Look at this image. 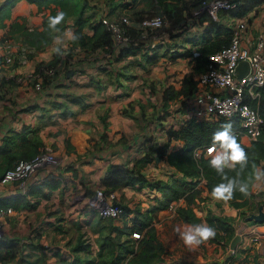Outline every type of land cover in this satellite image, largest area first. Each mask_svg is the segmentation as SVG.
<instances>
[{
	"label": "crops",
	"instance_id": "1",
	"mask_svg": "<svg viewBox=\"0 0 264 264\" xmlns=\"http://www.w3.org/2000/svg\"><path fill=\"white\" fill-rule=\"evenodd\" d=\"M49 10L50 7H38L37 3L30 0H16L10 14L0 19V35L9 33V36H17L19 31H16V26H19V23L24 19L32 28H42L43 16ZM16 40L23 41L22 39ZM2 43L3 41H0V53L2 52ZM178 50L180 51L181 47ZM167 54H169L168 58L166 57ZM167 54L159 55L155 61L142 60L147 74L152 73V76L157 77L163 76L164 80L166 78L164 84L157 80L151 81L150 86L152 88L156 86L162 89L168 84L178 87L182 77L191 73L192 68L183 67L179 61H176L179 56L183 55H178L173 59L171 53ZM52 56L53 53L52 55L49 53L45 58L39 52V54H31L24 62L13 64L3 62L0 64V173L4 168L12 165L16 159L32 155L44 144H50L58 156V162L55 165L41 168L30 177L25 193L19 192L16 182H3L0 180L1 203H7L11 199H18L19 203L23 202L20 207H14L13 213L6 216V218L11 215L15 216L10 222L5 221L7 226L5 235L11 239L20 238L21 234L24 233V229L27 230L31 225H43V227L45 223L53 225L56 221L54 218L58 217L54 211L55 208L67 201V194L72 189L76 193L83 194L91 188L92 183L103 186L101 181L110 161L125 164L129 170L137 169V166H135L136 159L143 154H138L139 143L145 139L140 133L125 137L124 133L117 132L112 139L111 136L114 131L112 123L104 125L96 123V115L90 111L94 101L91 100L88 104L84 101H73L78 105H82H79L76 109V107H68L67 99L66 101L58 100L60 96L59 85L66 79L75 78L76 76L82 79L88 77V75L93 78L94 73L97 72L96 68L99 66L103 68L110 66V68L107 67L109 72L115 75L116 70L113 67L117 69V61L109 63L105 60L104 62L101 61L100 65L98 61H85L80 66L83 69L66 74L67 77H61L56 84L43 83L41 87H36L31 78L32 71L38 62L47 61ZM184 56L188 57V55ZM164 66L166 67L165 73L160 70ZM159 70L160 72H158ZM196 74L193 75L196 76ZM129 92L134 98V92L131 90ZM69 101L72 100L69 99ZM135 108H137V105ZM118 112L123 119H126L125 122L135 119L132 117L133 115L129 117L128 112H123L122 108ZM111 114L113 113L111 112ZM178 114L179 112H174L170 115L175 120ZM139 119H142V117H139ZM94 123L102 133L95 136L96 138H91ZM157 128L160 129V127ZM158 131L162 133V130ZM162 138L161 135L159 138L157 136L152 138V140L163 143ZM239 138L243 142L250 141L246 134L239 135ZM172 140L174 141L172 143L175 144L174 147L182 143L179 139ZM95 141L97 143L91 145ZM172 143L170 141V148L173 145ZM149 162L141 166L140 171L151 177L150 172L146 171ZM161 163L165 165L163 169H160L161 173L170 171L173 168L164 159H161ZM135 184L138 183L122 182L115 187V190L120 199L129 192H134L136 196H141L143 193L149 196L151 206L145 208L153 207L151 224L155 226L157 238L162 241L164 247L160 254L165 249L167 252L162 259L159 260V257L153 264H255L256 261L264 262V221L246 219L247 214L244 216V222L241 223L242 226H240L243 233L245 232L243 235L233 214L234 231L239 233L241 237L231 253L228 252L229 242H226L224 238L209 239L194 249H189L183 240L179 238L180 248H174L178 244L177 237H175V235L178 236L175 231L177 226L208 225L205 218L208 209L215 213L228 212L227 207L223 211L220 210L219 201L212 197L203 180L198 182V185L202 188L201 195L203 198L198 199L197 204L194 205L196 213L201 216V220L195 224L177 215V205L186 204L183 197L177 199L175 207H170L168 204L159 206L161 197L159 191L149 185L140 188L135 187ZM85 199L79 206H77V203L74 204L77 206L76 210H74V213H70L69 216L80 217V220L84 219L83 206L81 207V205L86 201ZM166 226L172 227L171 231L174 234L170 237L162 232V228ZM250 241H258V243L255 247H252ZM178 249L180 250L178 251Z\"/></svg>",
	"mask_w": 264,
	"mask_h": 264
},
{
	"label": "trees",
	"instance_id": "2",
	"mask_svg": "<svg viewBox=\"0 0 264 264\" xmlns=\"http://www.w3.org/2000/svg\"><path fill=\"white\" fill-rule=\"evenodd\" d=\"M30 1L37 3L38 7H50L49 12L43 16L42 28L30 29L23 24H16L19 25L20 31L24 29L22 33L26 34L31 33L32 31L34 32V36H39L41 40L47 43L54 34V32L48 28V17L50 15L55 16L58 11L65 9L68 0ZM151 1L150 5L154 3L153 12H156V10L161 8L162 13L174 16L175 22L172 27H181L177 35L184 34L185 40L187 42L189 41L191 44L189 45V48L186 47V49L180 50L177 53L173 51L174 53H171V57L175 59L177 55H188L191 56L193 61L191 73L182 77L178 87L168 84L156 94L159 110L157 116L160 115L161 119L159 122H161L163 120L162 118L169 116L171 113L181 111L186 106L187 97L191 96L197 87V80L193 74L201 71L205 67L207 54L229 43L235 26L227 25L224 22V19L233 17V20H237L242 17L250 21L251 16L249 15V11L263 3L264 0H234L235 5L233 7L219 10L216 16L209 13L207 9H201L198 12H194L196 9H199L205 1L209 0ZM15 2L16 0H2L0 5V19L10 14V10ZM138 2L139 0L122 1L124 6L131 8L132 12L134 14H138V16L137 19H135L136 21L133 27H131L128 31L130 35L127 34V36L130 40H123L120 46L115 47L113 45V33L106 27L101 17L90 19L89 16L84 15L83 5L80 4L79 0H73L72 4L74 5V8L71 11H64L67 13L66 17L71 13L75 14L72 21L65 19V22L58 25V27L61 29H71L79 36V40L74 42L70 41L73 47L77 46L79 48L89 50L102 48L103 50L106 49L113 52L115 54V58L110 57V59L106 60V62L117 61L129 53H137L138 50H141L142 60L155 61L159 57L160 53H158L157 50L151 52L146 49L150 43H144V33L141 34L140 27L138 26V24L145 18L143 17V12L149 10V8L144 6L136 7ZM183 19L185 20V23H181V25L178 26L179 20L183 21ZM191 25H203L204 30L190 35L189 29ZM87 26H90V31L86 29ZM183 28L185 29L184 31ZM149 29L151 28H148V30ZM126 31L127 29L124 31L125 35ZM250 37H252V33L248 32L244 35L243 40L247 41ZM34 41V39H31L29 42L30 44L38 46L34 43ZM193 46H195V48L199 51L196 55H193ZM61 59L62 55H57L53 52L51 59L38 62L36 64L34 72L39 71L42 74V85L43 83L56 84L58 79H61V77H67L66 74L69 69L74 68L70 66L65 71V74H59L57 67L60 64ZM49 67H53L55 69L51 74L44 72V69ZM116 67L117 69H115V67H113V69L117 71L119 66ZM35 79V77H32L33 82ZM81 98V96L77 95L76 97H71L70 100L82 102L83 100ZM171 100L178 101V104L173 105V109L169 106ZM259 107L264 116V85L261 87ZM159 122H156L155 124L157 127H160L161 125V130H166L167 139L163 143L157 144H155L151 138L144 141L143 145L145 146V151L136 159L135 162L137 169L129 170L125 164L110 161L101 181L105 192L115 190V187L122 182L142 183L140 186L149 185L161 193L159 206H166L171 200H177L179 197H183L186 204L178 205L176 209L177 215L193 224L199 222L201 220V216L196 213L194 208V205L197 204V200L203 198L201 195L202 188L198 185V182L203 180L208 191L212 192L214 186L220 183H227V181L222 180L221 175H219L214 168L210 167L209 161L211 160V157L208 154H202L199 159H196L193 156V149L197 145L212 143L213 133L222 130L225 125L230 124L232 134L235 136L237 143H239L245 150L248 161L247 165L242 170L241 165L237 163L234 169H229L225 166L223 171L230 178L237 177V173L239 172L240 175L238 179L249 183L250 195L243 196L237 190L235 191L233 198L227 202L235 208H240L241 206L251 202V188L253 182L255 181L254 170L257 168L259 169V167H262V170H264V123L257 138L251 139L249 142H243L240 140L239 135L234 133V130L240 127L239 121L236 118L220 117L214 120L187 119L182 123L174 122L168 128L163 126V123L159 125ZM172 139L181 140V145L169 148L170 141ZM39 149L40 147L32 155H34ZM32 155L28 157H31ZM155 156L159 159L166 160L167 164L173 167L169 172H174L175 174L167 175L166 178H152L148 177L143 171H140L141 166L145 165L149 161H152ZM6 168H4V170ZM4 170L0 173V178ZM22 203H19L18 199H11L7 203L0 202V205L20 207ZM260 203L264 204V197L260 200ZM121 204L123 206V214L121 217H124L129 209H125L124 204ZM152 210L153 207H148L145 209L144 213L141 211V213H135L132 217V226L136 229L133 230L134 233H137L139 236L142 232V236L138 238L136 244L132 243L131 246L126 243L123 244V242L115 235L109 234L108 236L112 240L111 242L113 244L112 248L115 250V253H112V257L110 259H100L95 256L90 258L85 257L82 259L79 255L74 254L71 258H62L61 260L63 264H153L154 261L159 258V254L164 247L162 241L157 238L155 226L151 224ZM241 211V215L245 216V211ZM205 218L208 221V225L214 228L216 232L215 237L211 239L224 238L226 242H230L231 238L235 234L233 225L234 216L232 214H227L226 212L215 213L208 209ZM250 220L254 221V219ZM4 238L6 240L11 239L4 235L0 239V249L7 246L8 241L4 240ZM85 247L86 245L79 242L74 248V251L78 253L80 249ZM255 264H264V262L260 263L256 261Z\"/></svg>",
	"mask_w": 264,
	"mask_h": 264
},
{
	"label": "rangeland",
	"instance_id": "3",
	"mask_svg": "<svg viewBox=\"0 0 264 264\" xmlns=\"http://www.w3.org/2000/svg\"><path fill=\"white\" fill-rule=\"evenodd\" d=\"M79 1L80 4L83 5L84 15L89 16L90 19L98 18L101 17V15H104L108 19L120 21L122 27L125 30L127 29L126 35L124 33L122 34V36L114 37L113 45L115 47L120 46L123 42V39L130 40L127 34L130 35L128 31L131 27H133L138 14H134L131 8L124 6L122 4V1L124 0ZM151 2V0H139L136 6H144L149 8V10L143 12V17H148L151 14H155L160 15L162 18V22L156 27L143 26L141 25V23L138 24L141 34L144 33V43H150L149 46L146 47V49L151 52L157 50L160 55H165L167 53H172L173 51L177 53L180 47L181 50L186 49V47L189 48V45L191 44L189 41L187 42L185 40L184 34L177 35L181 27H172L173 23L175 22L174 16H169L165 13H162L161 8L159 10H156V12H153L154 3L150 5ZM72 3L73 0H68L66 3V8L62 10L67 12L71 11L74 8V5ZM74 15V13H71L65 19L68 21H72ZM249 15L251 16V20H246L248 23V29L245 32L252 33V39H255L257 34L261 31L262 26L264 25V2L250 10ZM123 18H127L128 22H123ZM224 22L227 25L235 26L236 19L233 20V17H229L228 19H225ZM181 23H185V20H179L178 26L181 25ZM19 24H24L30 29L35 28L29 26V24L26 23L25 19L22 20V22H20ZM148 28L151 29L148 30ZM86 29L90 31V26H87ZM17 30L19 31V34L17 36H9V33H2L4 35H0V41L2 42L5 39L10 38L14 41H16V39H24L23 41L30 43L29 41L31 39H34V43L38 46H36V51L31 54L35 55L41 52V55L46 58L49 53L51 55L53 53V37L56 35H61L65 29H61V33L54 32L52 38L47 43L41 40L39 36H34V32L32 31L31 33L26 34L22 33L24 29L20 31L19 26H16V31ZM184 30L185 29L183 28V31ZM203 30V25H191L189 34L193 35ZM66 47L67 52L62 55L61 62L57 67L59 74H65V71L70 66L74 68L69 69L67 71V74H71L76 70L80 71L81 69H83L80 68V66L84 64L85 61H98L100 65L101 61L104 62L105 60H109L110 57L115 58V54L113 52L106 49L103 50L102 48L97 50H89L85 48L82 49L77 46L73 47L70 41L67 42ZM31 54H29L28 57H30ZM166 57L168 58L169 54H167ZM176 61H179L183 67L193 68V61L191 59V56H179ZM117 66H119V68L116 71V75L109 72L110 66H106L104 68L99 66L96 68L97 72L94 73L93 78L88 75V77L82 79H80V77L78 76H76L75 78L66 79V81L60 83L59 85L60 96L58 95V100L66 101L67 99L68 107H76V109L80 104L78 105L73 101H69L71 97L80 95L82 97L81 99L84 102L87 101L86 104H88L91 100L94 101V104L92 105V108H90V111L96 115V123L98 125L112 123L114 129L111 136L112 139L117 132H122V134L124 133L125 137H128L129 135L131 136L134 133H140L142 137L145 138H143L144 140L139 143L138 146V154H142L145 151V146L143 145L144 141L150 138H156V136L159 138L161 135L163 137L162 140L165 141V139H167L166 130H162V133L158 131L162 129L160 125L161 123H163V126H165L166 128L170 127V125L174 123L171 115L162 118L163 120L159 122L161 118L160 115L157 116L159 110L157 107L156 94L160 92L161 88H157L156 86L155 88H152L150 86L151 81L156 80L164 84L166 78L164 80L163 76L157 77L154 75L152 76V73L147 74L146 67L142 63L141 50H138V52L135 54L129 53L118 59ZM165 69L166 67L164 66L160 70L161 72L165 73ZM160 70L158 72H160ZM191 71L192 70H190V72ZM130 90L134 92V98L131 96V94H129ZM174 104H178V101H170L169 106L171 109H173ZM136 105L137 108H135ZM121 108L123 112H128L129 117L130 115H133L132 117H134L135 119L133 121L127 120L125 122L126 119H123L118 112ZM111 112L113 114H111ZM139 117H142V119H139ZM156 122H159L158 124L160 125V129L157 128V125L155 124ZM93 128L94 129H92L91 138H96L95 136H98L102 132L98 129V126H95V123L93 124ZM147 136L150 137L147 138ZM153 142L155 144L158 143L155 140ZM172 142L174 141L171 140V143ZM96 143L97 141L92 142L91 145ZM174 146L175 144L172 145V147ZM147 165L148 170L146 171L150 172L149 175H151L152 178H166L167 175L175 174L174 172L170 173L169 171H164L163 173H161L160 169H163L165 165H163L161 163V159L157 158L156 156L153 158V161L149 162ZM259 169L262 170V167H259ZM141 184L142 183L135 184L134 186L141 188ZM96 187L102 186L96 183H92L91 188L86 190L83 194L78 192L76 193L74 189H72L67 194V201L55 208L54 211L56 212V215L58 217L54 218L56 221L53 225L48 223H45L44 227L43 225H31L30 228L27 227V230L26 228L24 229V233L21 234L20 238H13L10 240H6L4 238V240L8 242L6 247L0 249V264H63L61 260L62 258L68 259V257L71 258L74 254L79 255V257L82 259L85 257L90 258L92 256L100 259H110L112 257V253H115V250H113L112 248L113 244L111 242L112 240L108 236L109 234L115 235L117 238H119L120 241L123 242V244L126 243L130 246L132 243L136 244L138 238L142 236V232L139 236L137 234H134L133 230L136 229L132 226V217L135 213H141V211L144 213L146 209L145 207L151 206V203L148 199L149 196L144 193L141 194V196H136L134 192H129L128 194L123 195L120 199L117 195V200L122 202L125 206V209H129V211L126 215H124V217L110 218L102 216L96 210L87 207V200L93 195L94 189ZM263 197L264 179H262L261 181H256L255 179L251 188V202L241 206L240 208H235L233 207V205L228 204V202H225L223 200L218 201L221 206V211H223V209L227 207L228 212L226 213L232 215L234 214L235 219H237L236 224L239 223L238 228L242 231L243 229L240 226H242L241 223L244 222V216L241 215V210H244L245 214H248L252 211H257L260 200ZM84 199L86 200L84 207H82L84 219L80 220V217L76 218L69 216L70 213H74L76 207L79 206ZM75 203H77V206L74 205ZM14 217L15 216L11 215L10 217L6 218V221L10 222ZM171 228V226L163 227L162 232H165L167 236L170 237L172 234H174L171 231ZM5 232H7L6 223ZM243 234H245V232L243 233L242 231V235ZM175 237H177L178 244L175 245L174 248H180L179 237L177 235H175ZM79 242L86 245V247L80 249L77 253L74 251V248ZM250 242L252 244V247H255L258 243V241ZM168 250L172 251L171 249ZM179 250L180 249H178V251ZM166 254L167 252L165 249V251L160 254L159 260L163 258V255Z\"/></svg>",
	"mask_w": 264,
	"mask_h": 264
},
{
	"label": "built area",
	"instance_id": "4",
	"mask_svg": "<svg viewBox=\"0 0 264 264\" xmlns=\"http://www.w3.org/2000/svg\"><path fill=\"white\" fill-rule=\"evenodd\" d=\"M1 3L2 0H0V5ZM234 5V0H209L194 12L207 9L209 13L216 16L219 10L229 9ZM101 19L112 31L113 37L124 34L125 29L120 21L108 19L104 15H101ZM123 20V22H128L127 18ZM237 20L229 43L207 54L205 67L195 76L197 87L194 93L187 97L186 106L178 111L177 118L175 117V120L172 118V120L175 123H182L187 119L236 118L240 127L236 128L234 133L246 134L251 140L258 137L264 123V116L259 107L261 87L264 85V25L255 39L250 37L249 40L244 41L243 37L248 29L247 19L240 17ZM161 22L160 15H151L145 17L141 25L155 27ZM35 51L36 46L28 42L5 39L0 53V64L24 62L29 54ZM198 53V49L195 48L193 55ZM241 59L247 60L248 68L243 74H238L236 67ZM54 70L53 67H49L45 68L44 72L51 74ZM32 77L36 78L34 85L41 87L42 74L33 70ZM210 145L211 143L197 145L193 149V156L199 159L202 154H208L207 149ZM57 160L54 148L50 144H44L31 157L15 160L4 170L0 180L16 182L19 192L25 193L30 177L41 168L55 165ZM84 205L85 202L81 207ZM168 205L175 207L177 200H171ZM87 207L105 217L120 218L123 214V206L117 200V191L105 192L102 187L94 189L93 195L87 200ZM13 212L12 205H0V239L6 233V216Z\"/></svg>",
	"mask_w": 264,
	"mask_h": 264
},
{
	"label": "clouds",
	"instance_id": "5",
	"mask_svg": "<svg viewBox=\"0 0 264 264\" xmlns=\"http://www.w3.org/2000/svg\"><path fill=\"white\" fill-rule=\"evenodd\" d=\"M66 15L67 13L62 10L58 11L55 16L50 15L48 17V28L52 32L61 33V28L58 25L65 22ZM77 40H79L78 35L71 29H65L61 35L53 37V52L57 55H64L67 52V42ZM207 153L211 157L209 161L210 167L221 175L222 180L227 181V183H220L214 186L211 192L212 197L227 202L233 198L237 190L243 196H249V183L238 179L239 172L237 177L230 178L223 171L225 166L229 169H234L237 163L241 165L242 170L248 161L245 150L237 143L235 136L232 134L230 124L225 125L222 130L213 133L212 143L208 147ZM254 176L256 181H261L264 179V170L255 169ZM175 231L189 249L198 247L216 235L215 230L206 224L177 226Z\"/></svg>",
	"mask_w": 264,
	"mask_h": 264
},
{
	"label": "water",
	"instance_id": "6",
	"mask_svg": "<svg viewBox=\"0 0 264 264\" xmlns=\"http://www.w3.org/2000/svg\"><path fill=\"white\" fill-rule=\"evenodd\" d=\"M248 68V62L245 59H241L236 67V71L238 74H243ZM246 219H254L256 221H264V204L259 203L257 211H252L248 213L245 217ZM240 234L235 233L229 242L228 252L231 253L233 251L236 243L240 239Z\"/></svg>",
	"mask_w": 264,
	"mask_h": 264
}]
</instances>
